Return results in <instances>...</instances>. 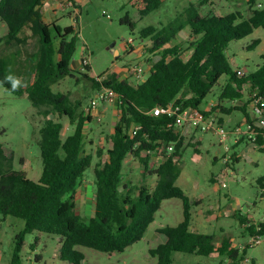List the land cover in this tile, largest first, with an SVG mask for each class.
Returning <instances> with one entry per match:
<instances>
[{
  "label": "trees",
  "instance_id": "16d2710c",
  "mask_svg": "<svg viewBox=\"0 0 264 264\" xmlns=\"http://www.w3.org/2000/svg\"><path fill=\"white\" fill-rule=\"evenodd\" d=\"M209 1L200 0V5ZM258 1L246 0L251 14L247 19L240 12L204 16L194 2L162 29L147 27L141 31L142 39H151L149 53L161 57L139 85L120 81L115 73L102 82L118 94L120 118L110 136L108 159L95 169L94 214L86 222L77 213L76 196L92 165V156L84 150L85 127L92 122V117L81 111V102H73L68 94L55 93L52 88L73 73L71 62L78 38L75 28H62L56 22L47 24L41 12L44 0H0V20L8 29L7 35L0 38V44L19 48L27 45V29L39 42L36 52L29 57L31 64L24 68L26 85L11 91L10 85L4 82L10 66L13 74L20 77L19 48L0 58V85L8 93L26 97L39 114L47 118L41 129L43 168L38 181L16 171L12 153L7 154L0 145V216L3 221L13 217L25 223L15 237L10 264H32L30 260L27 263L22 254L26 249V236L34 233L60 237V259L68 264H84L85 255L77 247L108 255L123 253L143 239L162 203L170 199L182 201L183 221L158 231L166 241L150 250L152 257H157V264H173L172 256L178 252L226 257L229 264L243 263L247 249L240 251L229 238L218 245L214 235L190 229L191 207L197 202L177 186L182 172L179 162L183 147L177 113L187 109L201 111L203 101L225 77L218 104L201 113L211 117L241 111L245 121H251L247 110L249 98L256 90L264 97V57L254 72L239 75L242 70L232 69L227 50L232 42L249 37L257 29L264 30V7L258 8ZM162 3V0H131L141 17L158 10ZM121 23L134 29L128 12ZM181 33L188 36L186 55L177 42ZM258 43L254 42L250 49H255ZM84 77L93 82L96 90L101 87L93 75ZM239 102L244 106L238 107ZM168 105L180 111L173 116L151 113L155 108L166 109ZM55 115L67 118L74 126L73 133L65 139L62 138L64 125L50 118ZM133 125L141 127L134 137L129 134ZM171 144L174 151L169 155L167 150ZM143 152L163 159L152 172L157 177L153 189L145 183L137 186L125 183L123 166L128 156L138 158L149 172L150 155L143 158ZM97 155L101 157L103 150L99 149ZM258 182L264 189V179ZM234 216L250 236H264V221L254 224L238 212Z\"/></svg>",
  "mask_w": 264,
  "mask_h": 264
},
{
  "label": "rangeland",
  "instance_id": "374dc122",
  "mask_svg": "<svg viewBox=\"0 0 264 264\" xmlns=\"http://www.w3.org/2000/svg\"><path fill=\"white\" fill-rule=\"evenodd\" d=\"M74 1L72 9L78 8L74 18L69 15L73 10L62 4L59 6V2L54 8L55 15L50 13L52 6L49 4L46 8H43L42 4L41 12L47 24L56 21L62 28L67 26L75 28L78 38L72 66L78 68L83 55L90 57L89 67L74 69L69 77L52 86L55 93L68 94L73 102H81L82 112L88 107L96 92L93 82L86 79L85 75H93L96 79L105 81L115 73L120 81L139 85L141 82L132 71L142 68L143 79H147L152 64L160 60L161 56L149 53L148 48L152 46V42L150 38L146 40L141 38L140 33L143 29L147 27L162 29L194 2L204 16L227 15L234 12H240L244 19L251 16L246 0H210L205 5H200V0H162V6L158 10L144 17H141L133 7L131 0ZM257 7L263 8L264 0H259ZM127 12L134 23V29L127 23H121ZM7 33L6 24L0 20V38H4ZM26 37L27 45L20 48L0 44V58L19 48L21 69L19 75L25 85L27 82L24 68L31 64L29 57L36 52L39 45L38 37L28 29ZM178 37L177 42L183 48V55H186L189 51L186 43L188 36L181 33ZM256 41H259L258 45L251 50ZM111 49L117 50L118 53ZM227 57L233 70L240 69L246 75L254 72L263 62L264 30L257 29L249 37L232 42L227 50ZM224 78L203 101L200 106L201 112H207L218 104L221 86L225 83ZM225 105L227 106V103ZM98 111L100 115L91 116L92 122H88L85 127L84 150L92 156V165L86 171L76 196L77 213L86 222L94 214L95 169L108 159L110 136L120 118L119 108L114 103L105 105V109L100 105ZM231 114L229 116L218 113L211 117L206 116L207 122L213 127L207 132H201L189 120L178 126L183 137V147L179 162L182 172L177 186L191 200L198 199L197 204L191 207L194 229L202 234L214 235L218 245L223 239L229 238L234 247L242 251L250 235L234 214L238 212L252 220L254 224L264 220V189L258 182L264 179V148H255L247 140H237L234 129L241 125L239 121L245 115L241 111ZM50 118L64 125L63 139L73 133L74 126L67 118L58 115ZM46 120L47 118L40 115L39 110L33 107L26 97L8 93L0 85V145L7 154L12 153L14 169L24 172L33 181H38L42 174L40 140L41 129ZM217 126L224 127L229 133L225 140H221L214 132ZM201 134L204 139L200 144L198 138ZM99 149L103 150L101 157L97 155ZM235 154L240 158L238 159ZM147 155H150L149 172L138 158L132 155L127 157L123 166L125 183L132 186L145 183L151 189L155 187L157 177L152 172L161 160L155 154L142 153L143 158ZM234 158L238 161L234 162ZM226 167L227 173L224 172ZM223 184L227 187L222 188ZM181 221L182 201L166 200L143 239L128 247L123 253L108 255L85 247L77 249L85 255L84 264H157L158 259L152 257L150 250L166 241L165 236L158 231L166 226H177ZM24 226L23 220L8 217L7 221H3L0 216V264H10L15 237ZM25 245L26 249L22 255L27 263L30 260L32 264H68L60 259L61 238L58 236L34 233L26 236ZM172 258L173 264L230 262L226 257H202L179 252L174 253ZM246 258L255 264H264V244L248 248Z\"/></svg>",
  "mask_w": 264,
  "mask_h": 264
},
{
  "label": "built area",
  "instance_id": "2783aa9c",
  "mask_svg": "<svg viewBox=\"0 0 264 264\" xmlns=\"http://www.w3.org/2000/svg\"><path fill=\"white\" fill-rule=\"evenodd\" d=\"M64 5L68 8H73V3L70 0H64ZM76 9V8H75ZM75 16V15H74ZM90 65V57L88 55H83L81 59V66L88 67ZM138 81L144 82L143 79V69L138 68L132 71ZM239 75H244L243 71L238 72ZM97 81L100 83L101 87L96 90L94 97L90 100L88 107L85 108L84 114L86 116H98L100 105H107L114 103L117 106L120 105V100L118 94L111 88L105 87L102 85L100 78H97ZM250 103L248 105L249 114L251 121H244L240 126H237L234 129V134L237 137V140H247L254 145L255 148H264V97L260 96L258 90L254 91L252 96L249 98ZM180 111L179 108L173 110L171 105H168L166 109L155 108L151 113L154 116H160L161 114H167L168 116H173L176 112ZM207 117L201 113L199 110L187 109L182 113H177V127L185 120H189L193 125L197 126L201 132H207L212 130L213 127L207 122ZM139 125H133L129 131V134L134 137L137 132L140 130ZM214 132L220 137L221 140H225L229 133L224 127L217 126ZM227 148V147H226ZM174 151V144L169 145L168 154H172ZM162 159V158H161ZM227 162V158L225 159ZM224 172L227 173V167ZM227 185L223 184L222 188H226ZM264 244V236L254 235L250 236L246 244L242 247V251L248 248H254ZM242 264H252V262L245 258Z\"/></svg>",
  "mask_w": 264,
  "mask_h": 264
},
{
  "label": "crops",
  "instance_id": "0c3cea01",
  "mask_svg": "<svg viewBox=\"0 0 264 264\" xmlns=\"http://www.w3.org/2000/svg\"><path fill=\"white\" fill-rule=\"evenodd\" d=\"M71 1H74V0H71ZM57 2H59L60 3V5L57 3ZM75 2V4L76 5H78V3L76 2V1H74ZM51 5L52 7H51V12L50 13H52L53 15H55V13L56 12H54L55 10H54V8H55V5L56 6H61V4L64 6V1H60V0H49V1H47V0H45L44 2H43V5H44V7L43 8H46L47 7V5ZM66 6V5H65ZM79 6V5H78ZM72 9V8H71ZM73 11H71V13L69 14L72 18H74V15L75 14H77V11H78V8H76V9H72ZM54 22H56V21H53L52 23H54ZM51 23V24H52ZM116 51L117 53H118V51L117 50H115V49H111V51ZM149 60V58L147 59V61ZM90 66V65H89ZM88 66V67H89ZM80 67H82L81 66V64L79 63V66H78V68L80 69ZM71 68H72V70H74V69H77V70H79L76 66H72L71 65ZM243 103H245V101L243 102ZM243 103H236V105L239 107V106H244L243 105ZM104 109H105V106H104ZM247 110L249 111V109H248V107H247ZM98 113H99V111H98ZM232 115V114H231ZM230 116V115H229ZM244 121H245V119H244V117H243V119L241 120V121H239L240 122V124H242V123H244ZM203 134H201V136L198 138V140H199V143L201 144V142L203 141ZM228 149V148H227ZM236 155V154H235ZM236 157L239 159L240 157L238 156V155H236ZM161 161H160V163L163 161V159H161V158H159ZM179 180V179H178ZM198 199H196V200H194V201H197ZM5 221H7V219L5 220ZM250 221H252V220H250ZM264 221V220H263ZM182 222V221H181ZM180 222V223H181ZM190 229L192 230V231H194V232H199L198 230H195L194 229V226L192 225V221H191V225H190Z\"/></svg>",
  "mask_w": 264,
  "mask_h": 264
},
{
  "label": "clouds",
  "instance_id": "9594fccd",
  "mask_svg": "<svg viewBox=\"0 0 264 264\" xmlns=\"http://www.w3.org/2000/svg\"><path fill=\"white\" fill-rule=\"evenodd\" d=\"M4 82L10 85L11 91H17L25 86V82L19 76L13 74L11 66L9 67L8 74L4 78Z\"/></svg>",
  "mask_w": 264,
  "mask_h": 264
}]
</instances>
